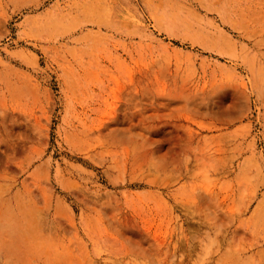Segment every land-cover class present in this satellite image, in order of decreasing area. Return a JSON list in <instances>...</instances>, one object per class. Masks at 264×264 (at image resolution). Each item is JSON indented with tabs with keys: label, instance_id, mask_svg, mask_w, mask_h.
<instances>
[{
	"label": "rangeland",
	"instance_id": "obj_1",
	"mask_svg": "<svg viewBox=\"0 0 264 264\" xmlns=\"http://www.w3.org/2000/svg\"><path fill=\"white\" fill-rule=\"evenodd\" d=\"M0 264H264V0H0Z\"/></svg>",
	"mask_w": 264,
	"mask_h": 264
}]
</instances>
